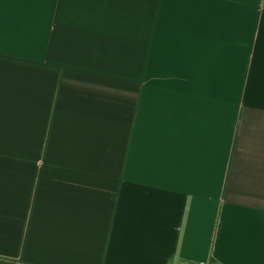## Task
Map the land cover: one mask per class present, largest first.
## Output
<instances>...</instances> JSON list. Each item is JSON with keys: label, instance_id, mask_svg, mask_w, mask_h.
Listing matches in <instances>:
<instances>
[{"label": "crops", "instance_id": "obj_1", "mask_svg": "<svg viewBox=\"0 0 264 264\" xmlns=\"http://www.w3.org/2000/svg\"><path fill=\"white\" fill-rule=\"evenodd\" d=\"M0 264H264V0H0Z\"/></svg>", "mask_w": 264, "mask_h": 264}]
</instances>
